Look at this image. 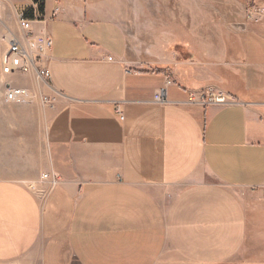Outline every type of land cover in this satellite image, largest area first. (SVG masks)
<instances>
[{
    "label": "crops",
    "instance_id": "1",
    "mask_svg": "<svg viewBox=\"0 0 264 264\" xmlns=\"http://www.w3.org/2000/svg\"><path fill=\"white\" fill-rule=\"evenodd\" d=\"M174 1L157 6L167 37L134 57L113 0H44L51 79L9 78L56 100L45 110L52 179L43 195L0 180V264H230L241 253L248 199L264 197V23L245 9L264 0ZM210 85L237 103H188Z\"/></svg>",
    "mask_w": 264,
    "mask_h": 264
},
{
    "label": "rangeland",
    "instance_id": "2",
    "mask_svg": "<svg viewBox=\"0 0 264 264\" xmlns=\"http://www.w3.org/2000/svg\"><path fill=\"white\" fill-rule=\"evenodd\" d=\"M181 1L184 3L185 0ZM111 4L113 18L128 33L134 57H138L143 50L149 54L148 51L167 37L166 32L160 34L155 29V22L163 21L157 6L170 4V0H113ZM176 4L180 5V0ZM18 30L16 13L0 0V180L33 186L38 195H43L52 179L45 110L53 108L56 100L30 85L13 83L14 87L30 91L32 98L19 103L6 101L4 94L10 78L1 74V57L6 48L1 36ZM24 78L26 76L21 80ZM254 196L256 199H248L247 202V234L242 251L230 264H264V198L255 193Z\"/></svg>",
    "mask_w": 264,
    "mask_h": 264
},
{
    "label": "built area",
    "instance_id": "3",
    "mask_svg": "<svg viewBox=\"0 0 264 264\" xmlns=\"http://www.w3.org/2000/svg\"><path fill=\"white\" fill-rule=\"evenodd\" d=\"M28 6L16 13L19 30L9 31L2 34L1 41L6 50L1 57V74L5 77L10 75H31L35 80L48 82L51 79L49 63L53 48V38L50 34L43 14L39 11L41 3L38 0H28ZM28 13L33 15L29 18ZM245 20L249 23H264V7L249 6L245 9ZM43 23L39 31H35L34 23ZM113 61V58H109ZM173 85L171 76H167L165 88L158 91L154 100L157 103H167V88ZM5 99L7 102L19 103L27 98H32L30 91L14 87L9 81L6 86ZM237 98L217 86H207L199 91L188 94V103L198 106L219 105L226 106L237 103ZM31 190L33 186H29ZM264 198V197H263Z\"/></svg>",
    "mask_w": 264,
    "mask_h": 264
},
{
    "label": "trees",
    "instance_id": "4",
    "mask_svg": "<svg viewBox=\"0 0 264 264\" xmlns=\"http://www.w3.org/2000/svg\"><path fill=\"white\" fill-rule=\"evenodd\" d=\"M38 1L41 3L39 11L43 14V12H44V0H38ZM28 16H29V18L33 19V15L31 13H28Z\"/></svg>",
    "mask_w": 264,
    "mask_h": 264
},
{
    "label": "water",
    "instance_id": "5",
    "mask_svg": "<svg viewBox=\"0 0 264 264\" xmlns=\"http://www.w3.org/2000/svg\"><path fill=\"white\" fill-rule=\"evenodd\" d=\"M233 28L236 29V30H240V29L243 28V26L240 25V24H236V25H233Z\"/></svg>",
    "mask_w": 264,
    "mask_h": 264
},
{
    "label": "bare ground",
    "instance_id": "6",
    "mask_svg": "<svg viewBox=\"0 0 264 264\" xmlns=\"http://www.w3.org/2000/svg\"><path fill=\"white\" fill-rule=\"evenodd\" d=\"M5 50H6V48H5ZM10 76H16V75H10ZM27 76H31V75H27ZM18 77H23V76H18ZM33 77V76H32ZM36 81H39V80H36ZM12 83V85H13V83L14 82H11Z\"/></svg>",
    "mask_w": 264,
    "mask_h": 264
}]
</instances>
